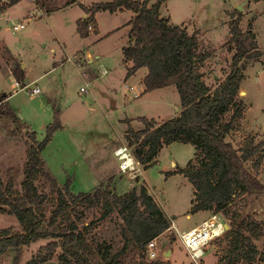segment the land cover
<instances>
[{
  "label": "rangeland",
  "instance_id": "obj_1",
  "mask_svg": "<svg viewBox=\"0 0 264 264\" xmlns=\"http://www.w3.org/2000/svg\"><path fill=\"white\" fill-rule=\"evenodd\" d=\"M242 1L165 0L161 5L160 13L169 18L170 24L183 26L189 33H197L199 52L211 53L200 65L204 81L210 88L223 80L231 68L234 53L229 41L231 21L236 16L235 6ZM64 2L57 0L60 4ZM76 11L72 9L54 15L58 34L66 42L65 53L57 42H53V33L45 16L34 18L32 30L27 28L28 21L19 31L11 29L9 20L0 25V39L14 57L25 58L30 62L27 76L46 71L44 78L37 82L41 90L38 96L31 97L27 88H17L20 90L9 96L7 104L0 106L1 176L3 180L12 177L19 188L26 149L24 132L30 128L35 131L36 138L42 140L46 125L57 112L62 127L52 134L41 152L44 168L48 169L56 185L63 186L68 182L70 190L78 193L89 192L100 184L109 186L111 191L119 195L132 188L138 192L141 185L147 183L149 193L176 224L174 230H165L157 238L162 251V264H195L180 245L176 231L189 229L201 220L202 214L189 211L193 198L191 184L183 174L170 173L174 167H183L194 158V147L180 142L163 146L155 163L148 167L139 163L138 170L131 173L119 171V161L114 155V150L120 146H126L133 153V148L128 146L125 139L127 121L133 129L139 130L144 127L139 117L145 116L157 125L177 115L180 110L178 91L171 85L173 88L166 94L161 88L138 98L137 91L134 93L131 89L141 86L140 78L146 68H140L126 77L127 66L122 62L121 47L127 42L129 27L124 23L128 12L101 13V31L95 34L90 28L89 34L81 37L75 32L76 23L73 19ZM232 12H235L234 16H231ZM238 12L241 29L252 28L262 56L242 62L244 78L240 83L239 96L244 102V113L228 137L236 147H240L245 138H252L255 144L264 141V0H250L245 10ZM6 26L7 29H4ZM24 33L26 39L22 40ZM52 47L55 51H51ZM78 50H82V53L75 55ZM1 53L4 61L12 59L6 51ZM83 53L91 54V62H87ZM12 66L13 71L16 64L12 62ZM104 70L106 74H102ZM4 72L0 69V85ZM2 90L7 93L12 89L7 87ZM8 109L18 118L13 120L6 116L5 111ZM246 164L264 181V157L257 171L253 170L251 163ZM36 185L41 193H54L51 177L39 176ZM239 205V201L235 200L228 208L235 210ZM79 209L85 211L79 225L100 214L96 207L88 211L82 207ZM187 213L190 214L188 218ZM245 213L256 220L264 219V211L258 202L246 207ZM219 214L228 224L229 220ZM9 226L19 229L17 219L0 214V229ZM118 227L119 220L110 215L96 221L91 231L93 235H102L108 241L113 238V243L118 244L121 242L117 235ZM47 242V239H40L25 247L19 264H25ZM255 243L260 254L254 264L260 261L264 264V239ZM167 248L173 251L172 263L170 255L163 254ZM59 253L60 250H57L56 255L43 264H58ZM222 255V247L213 241L198 264H217ZM11 257V252L0 256V264H10Z\"/></svg>",
  "mask_w": 264,
  "mask_h": 264
},
{
  "label": "trees",
  "instance_id": "obj_2",
  "mask_svg": "<svg viewBox=\"0 0 264 264\" xmlns=\"http://www.w3.org/2000/svg\"><path fill=\"white\" fill-rule=\"evenodd\" d=\"M19 0L0 2V13ZM38 11L47 14L68 6L77 0H32ZM165 0H108L84 6L77 3L86 15L77 20L81 37L89 34V26L97 32L95 14L130 10L127 44L122 47L124 63H129L126 77L145 67L142 79L144 91L174 85L179 94L180 110L177 115L157 125L145 116L139 117L144 127L135 130L127 121L125 139L133 148L134 157L148 167L157 160L163 146L174 142L191 144L194 158L175 172L183 174L193 188L190 212L210 211L221 213L228 220V228L222 237L216 238L223 250L217 264H254L259 260L257 241L264 239V219L256 220L245 213V208L258 202L264 211V181L254 171L264 157V141L257 144L245 138L236 147L228 137L237 127L244 113V102L239 96L240 83L244 78L243 60H255L262 56L251 27L242 30L240 13L231 21L229 41L234 53L231 68L214 88L204 81L200 65L210 52H199L196 32L189 33L183 26L172 25L160 8ZM19 85L23 71L14 69ZM4 98L0 99V106ZM5 115L13 120L18 117L11 110ZM62 127L58 113L45 127L42 140L35 131L24 132L26 138L25 159L19 188L14 179L3 180L0 172V214L14 216L19 229L13 226L0 229V256L11 252L10 264H19L24 248L40 240L48 242L40 246L25 264H43L51 260L57 250L58 264H162V259L147 258V243L169 230L171 222L163 209L149 193L145 184L139 191L132 188L116 194L109 186L97 185L89 192L74 193L68 182L63 186L44 168L41 152L52 134ZM39 176L51 177L54 193L38 191ZM240 205L231 210L232 201ZM98 208L100 214L93 219L79 221L85 211ZM113 215L119 220L118 244L104 236L92 234L96 221ZM264 255V253H263ZM169 264V263H167ZM257 264H262L261 261Z\"/></svg>",
  "mask_w": 264,
  "mask_h": 264
},
{
  "label": "crops",
  "instance_id": "obj_3",
  "mask_svg": "<svg viewBox=\"0 0 264 264\" xmlns=\"http://www.w3.org/2000/svg\"><path fill=\"white\" fill-rule=\"evenodd\" d=\"M103 1H108V0H103ZM0 2H7V0H0ZM95 2H101V1H96V0H77L76 2H74V3H72V4L68 5V6H65V7L61 8L59 10H56L54 12H51V13L47 14V13H45L43 11H38L36 9V7H35V3L32 0H19L15 4L10 5L4 12H1L0 13V25L3 22H7L9 20V21H11V24L12 25L13 24H16L18 22L19 23H22L24 26L21 29H23L25 27V25H26L25 23L28 21V27L27 28H29V30H32L33 23H34V18H36L37 16L38 17L45 16L47 18V23L51 27V30H52V33H53V37H52L53 42H55V43L57 42L58 45H59V47L65 53L66 42L64 41V37H62V35L58 34V27L55 26V18H54V15L57 12H61V11L62 12H65L67 10L77 9L78 11H76V14L74 16L73 21L76 23L75 24V32L78 33V31H77V20L80 19V18H82L85 14H84L83 10L79 7V5L77 3H80V4L84 5V6H89V5H91L92 3H95ZM153 2H154V0L153 1L150 0L149 3L151 4ZM120 12H128L129 13L127 15V19H126L127 21L124 23V25H126V26L129 27V29L127 31V39H126L128 41V33H129V30H130L129 20L134 16V13L132 11H130V10H121V11H117V12L110 13V14H117V13H120ZM101 13H104V12H97L95 14V20H96V24H97V32L95 34H97L98 31H101V28L103 26L102 22L100 21V15H101ZM29 22H32V24L30 25ZM7 27L8 26L4 27V29H7ZM21 29H19V30H21ZM19 30H14V31H19ZM73 33L74 32H72V34ZM25 35L26 34L24 33V35L22 37V40H25L26 39V37H24ZM19 38H21V36ZM126 44H127V42H126ZM126 44H124V45H126ZM124 45H122V47ZM122 47H121V53H122ZM1 51L2 52L3 51H6L7 54H9V56L12 59H10L8 61H4V59L2 57ZM51 51H55L53 47H52ZM81 51L82 50H78L75 55H78L79 53H82ZM83 54H84L85 58H87V62H91V54L90 53H83ZM12 62L15 63L16 66L19 65L20 68L23 71V80H22V85L23 86L19 85L18 82H17L16 76L14 75V69L16 68V66H15V68L12 71V68H13ZM122 62L124 63L123 56H122ZM124 64H126L125 66H127V67L129 66V63H124ZM29 65H30V62H27V60L25 58H21V59L15 58L14 55L11 53L9 47L6 46L4 44V42L0 39V69H2V70L5 71L2 74L3 76L1 78V85H0V99L1 98H4L3 105L4 104H7L9 96H11L13 93L17 92L18 90L27 88V90L30 91V88L31 87H35V86L39 87L37 85V82L39 80H41V79L44 78V75H45L46 71L45 72H42V73H39L38 75L28 77L27 74H26L27 73L26 70L27 69L28 70L30 69V68H28ZM138 70H140V68ZM104 71H106V70H104ZM106 72H105V74H106ZM146 73H147V69L143 73V76L140 78V84H141L140 87L139 86H137V87H131V89H133L134 93L136 91H137V93H139V97L138 98L142 97L143 95L149 94L151 91H153V90H151V91L143 92L144 91V86L142 84V79H143V77L145 76ZM125 79H128V78H125ZM7 87H9L12 90L11 91L8 90L7 93H4L3 90L1 91V89L7 88ZM17 88H20V89H17ZM171 88H173V86L164 87L163 88L164 89L163 91L166 94V92H169V90ZM158 89H161V88H158ZM40 92H41V90H40ZM36 96H38V95H36ZM36 96H31V97H36ZM172 165H174L173 162H172ZM183 167H179V168H183ZM175 170H176V168L174 167L173 170L170 171V173H172V174L175 173ZM146 186H147V188L149 190V187H148L147 183H146ZM189 211H190V207H189ZM164 213L167 216V214H166L165 211H164ZM198 213L202 214V218H201L200 221H198L197 223H195L192 227L199 225L204 219H206L207 217H209L210 214H211L210 211H199V212H195V214H198ZM189 216H190V214L187 213L186 214V217L188 218ZM167 218L171 222V227H170L169 230H174L173 227H176V224L168 216H167ZM182 231H184V230H182ZM206 248H205V250H206ZM167 253H168V255H170V258H171L170 261L172 263V253H173L172 249L171 248H167L166 250L163 251V254L164 255L167 254ZM204 253H205V251H204ZM202 258L200 260H202Z\"/></svg>",
  "mask_w": 264,
  "mask_h": 264
},
{
  "label": "built area",
  "instance_id": "obj_4",
  "mask_svg": "<svg viewBox=\"0 0 264 264\" xmlns=\"http://www.w3.org/2000/svg\"><path fill=\"white\" fill-rule=\"evenodd\" d=\"M24 25L16 23L12 25L13 30H19ZM91 26H89V29ZM68 60V58H67ZM70 60V58H69ZM103 71L102 74H105ZM83 90V88H81ZM40 93L39 87H31L29 94L36 96ZM139 95V93H137ZM114 155L119 161L118 167L121 173L135 172L138 170L139 161L131 154L126 146H120L114 150ZM226 222L223 221L219 213H211L209 217L204 219L199 225L191 227L184 231H176L180 244L186 249L189 258L198 264L203 257L205 248L216 238L222 237L226 232ZM175 229V227H173ZM147 258L154 260L160 258L162 251L158 247L157 238L150 240L146 246Z\"/></svg>",
  "mask_w": 264,
  "mask_h": 264
},
{
  "label": "water",
  "instance_id": "obj_5",
  "mask_svg": "<svg viewBox=\"0 0 264 264\" xmlns=\"http://www.w3.org/2000/svg\"><path fill=\"white\" fill-rule=\"evenodd\" d=\"M250 0H243L242 2H240V3H238L236 6H235V10L236 11H244L245 10V6H246V4L249 2ZM234 14H235V12H232L231 13V16H234ZM86 15H84L82 18H84ZM225 228H228V225L226 224L225 225ZM165 255H168V253L167 254H165Z\"/></svg>",
  "mask_w": 264,
  "mask_h": 264
}]
</instances>
